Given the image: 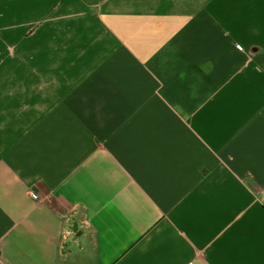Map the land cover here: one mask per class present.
<instances>
[{
	"label": "crops",
	"instance_id": "1",
	"mask_svg": "<svg viewBox=\"0 0 264 264\" xmlns=\"http://www.w3.org/2000/svg\"><path fill=\"white\" fill-rule=\"evenodd\" d=\"M242 33L264 44V0H0L4 264H264V71L202 88ZM191 48L199 133L153 84Z\"/></svg>",
	"mask_w": 264,
	"mask_h": 264
},
{
	"label": "flooded vegetation",
	"instance_id": "2",
	"mask_svg": "<svg viewBox=\"0 0 264 264\" xmlns=\"http://www.w3.org/2000/svg\"><path fill=\"white\" fill-rule=\"evenodd\" d=\"M168 34L169 33L166 34V37ZM245 34L247 33L240 34L239 38L238 37L233 38L234 44L236 46H238L239 48L240 47L245 48L246 50V52L244 53L246 54V57L243 59L244 61L240 65V67L238 66L239 69H235L234 64L232 62L231 64H226L225 66H223V63H219L218 66H216L217 68L215 67L213 68L212 73H206L207 76H210L216 80L211 82L213 83L212 85H210V83L204 82L202 85L203 89L208 88L212 91V93L219 91L228 92L233 88H236V90L238 91L245 89L252 90V87L254 86L253 76L251 80V76L248 75V73L253 74L260 71H264V56H262L264 55V44L251 42V40L246 38ZM220 45L221 43H217L218 47H220ZM191 52H192L191 57L196 58L195 55L193 54L192 48H191ZM196 59L197 62L194 64L191 63L189 65H180L176 67L175 71L170 76V79L163 78L159 73H156L155 74L156 79L153 81V84L158 85L157 90L155 91V95L158 94L157 97H159L161 94H164L165 100L167 101L168 105L175 112L174 116L177 118V122L180 125L187 123L189 128H192L196 130L197 133H199V120L203 122L204 121L203 118L206 117L203 114V112L199 110V107H196L192 112V114L188 117H183L176 110V105L178 104L179 101L182 100L183 94L186 93V91L189 89L190 83L196 81V84L192 85V89L199 88V58ZM228 59L231 60L230 58ZM244 79L245 82H242V80ZM103 81L107 82V79L101 78V82ZM134 86L130 85L129 87L133 89ZM97 87L98 86L95 85L94 90H96ZM74 90L75 89H73L72 92ZM129 93L130 94L128 95L127 98L128 102H124L125 104L129 102L131 103L134 100V96H135L134 91L133 92L129 91ZM226 95L227 93H217L216 95L212 94L211 95L212 102L208 106V109L212 107H217L219 105V103L217 102V98L219 99L221 97H225ZM78 102H81V100L78 99ZM205 123L210 124L207 121H205ZM208 127H209L208 129L211 131L212 129L211 125H209ZM196 132L190 130L187 133L191 136H196Z\"/></svg>",
	"mask_w": 264,
	"mask_h": 264
},
{
	"label": "water",
	"instance_id": "3",
	"mask_svg": "<svg viewBox=\"0 0 264 264\" xmlns=\"http://www.w3.org/2000/svg\"><path fill=\"white\" fill-rule=\"evenodd\" d=\"M70 230L73 231L75 234H77V230H78V223L75 219H73V224L72 226L70 227ZM71 244H74L72 242V240H69L68 243H67V247ZM85 247H86V244L84 242V240H80L78 242V244H75V245H72V249H69L70 251L72 252H81V253H84L85 252ZM70 248V247H69ZM5 247L3 244L0 243V260L2 261V263L4 264V259H5Z\"/></svg>",
	"mask_w": 264,
	"mask_h": 264
},
{
	"label": "built area",
	"instance_id": "4",
	"mask_svg": "<svg viewBox=\"0 0 264 264\" xmlns=\"http://www.w3.org/2000/svg\"><path fill=\"white\" fill-rule=\"evenodd\" d=\"M13 181L15 182V183H20L21 182V178H19V177H15V178H13ZM260 194H261V201H262V203L264 204V187H262L261 189H260Z\"/></svg>",
	"mask_w": 264,
	"mask_h": 264
},
{
	"label": "rangeland",
	"instance_id": "5",
	"mask_svg": "<svg viewBox=\"0 0 264 264\" xmlns=\"http://www.w3.org/2000/svg\"><path fill=\"white\" fill-rule=\"evenodd\" d=\"M19 4L18 3H16V5L15 6H18Z\"/></svg>",
	"mask_w": 264,
	"mask_h": 264
}]
</instances>
